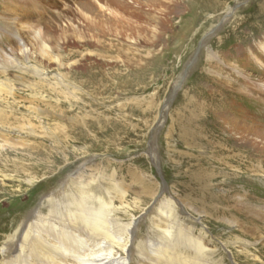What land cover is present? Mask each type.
<instances>
[{"label":"rangeland","instance_id":"obj_1","mask_svg":"<svg viewBox=\"0 0 264 264\" xmlns=\"http://www.w3.org/2000/svg\"><path fill=\"white\" fill-rule=\"evenodd\" d=\"M139 1L142 19L106 0H0V83L14 92L0 107L25 119L0 124V264L35 210L93 247L61 199L72 184L106 207L110 234L137 219L127 252L113 248L126 264H149L180 229L204 246L198 264H264V140L230 129L264 134V0Z\"/></svg>","mask_w":264,"mask_h":264},{"label":"bare ground","instance_id":"obj_2","mask_svg":"<svg viewBox=\"0 0 264 264\" xmlns=\"http://www.w3.org/2000/svg\"><path fill=\"white\" fill-rule=\"evenodd\" d=\"M95 1L98 4H101L99 2L103 0H95ZM106 1H107L106 9H108L112 5L125 10L126 8H129L134 10L133 11V14H135L134 17L137 16L140 19L143 18L142 14L144 13L142 11L138 12L136 10V9H140V7L142 8L141 2L139 0H106ZM168 1L169 4H173V6L176 3L175 0H168ZM146 2L154 6V9H156L160 7L163 1L147 0ZM92 9L93 8L91 5L85 3H82V5L78 7L79 12L81 10H92ZM156 19H158V17H156ZM37 35L39 34H36V36ZM52 38L53 37L51 36V39ZM203 45L204 44H201L200 47L202 48ZM261 46H263V44H260L258 48L260 51L264 53V47L262 48ZM102 49L108 50V47L103 46ZM26 51L27 49L23 48L22 52H26ZM43 51H45L43 52V54L46 57L47 54H49L46 45L44 46ZM50 60L52 61V63L57 65V61H58L57 57L53 56ZM1 92L2 93L5 92V94L9 96V99L14 93L13 88L11 86L5 85L3 82L0 83V93ZM6 112H9L8 108L1 109L0 107V124L8 123L11 120H13V122L15 123L25 120L24 118L18 119L17 116H13V115L12 118H10L9 116L5 115ZM253 127L255 126L253 125L249 127V126L235 125L234 122L230 129H232L231 131H234V134L238 135L241 140L251 141V140H255L257 137H262L264 140V134L259 133L258 130L254 129ZM19 130H22V128H19ZM258 141L262 143L261 140ZM72 185L71 187L67 186L65 192L61 195V199L66 206H73L75 209V212L71 213V222L75 223L76 225L85 226L87 230L90 231L92 235H94L95 241L92 244L93 247L91 249H86L87 253L85 254L83 252V249L88 247L87 245H84L85 243L82 239L74 235H69L71 237H68L64 233V231L57 234L55 231L56 229L55 226H51L48 224V221L50 219L47 221L41 220V217H39L37 210H35L31 212L30 215L26 218L24 224L20 227V229L16 231L14 235H12L8 239V241L4 244L2 248V254L5 256V260L1 264H31L29 261L32 260L33 262H37L38 260V263L36 264H126L127 263L128 258L127 257L123 258L121 256H118L117 253L114 252L113 248L117 247L120 248L122 252L124 253L127 252L128 250L127 248L130 247L134 242L132 236H133V231H135L136 229V225H137L136 223H138L137 219L133 218L129 222L125 230L126 233L125 237L110 234L109 231L110 229L107 228L105 225V223H107L105 220L106 207L100 206L98 207V209L88 207L87 205L92 203L90 201L93 198L83 191L84 187L77 184H72ZM57 200L59 199L50 196L48 202L51 204V203H55ZM161 211L164 219L169 223L174 224L175 218H173L170 215L171 207L168 204V202L163 203ZM77 227L79 228V226ZM46 229H48L47 240L44 238L43 235H41L42 234L41 230H46ZM72 229H74V227ZM183 230L184 229H180L179 231H177L174 234L173 240L171 242L169 241L165 247H162L154 251L153 252L154 254L152 253L153 256H151L150 259L148 258L147 262H149V264H198L201 257L204 258L205 256L206 258L208 254L206 253V250L202 245V243L195 239H191L189 233H187L188 231L186 232ZM163 232L167 237L172 236L169 230H164ZM99 236H101V238H99ZM70 238H72L73 241H70ZM72 243L76 244L75 245L76 250H74L75 247L73 248V246L71 245ZM67 245H70V247L72 246V249L70 251L67 248ZM183 245L185 246L184 247L185 249H188V251L192 252V257H188V258L181 257L182 252L179 251L178 249L180 246ZM136 248L137 250H139L138 252L140 253L139 256L145 255L143 245L141 246V244H137ZM170 249L173 250L172 253L168 252L170 251ZM68 260L71 261L72 263H67Z\"/></svg>","mask_w":264,"mask_h":264}]
</instances>
